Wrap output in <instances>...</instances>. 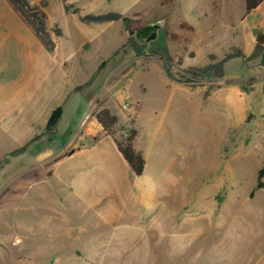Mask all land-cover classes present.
Returning a JSON list of instances; mask_svg holds the SVG:
<instances>
[{
    "label": "rangeland",
    "instance_id": "374dc122",
    "mask_svg": "<svg viewBox=\"0 0 264 264\" xmlns=\"http://www.w3.org/2000/svg\"><path fill=\"white\" fill-rule=\"evenodd\" d=\"M45 1L48 25L65 31L59 46H81L65 72L53 59L35 105L25 90L0 112V264H264V188L251 197L264 166V56L183 82L210 54L249 57L264 12L245 17V0H66L82 15L145 26L131 33L121 20L84 24L62 0ZM157 48L174 59L173 78ZM101 108L118 116L116 138L138 130L141 177L97 123Z\"/></svg>",
    "mask_w": 264,
    "mask_h": 264
},
{
    "label": "trees",
    "instance_id": "16d2710c",
    "mask_svg": "<svg viewBox=\"0 0 264 264\" xmlns=\"http://www.w3.org/2000/svg\"><path fill=\"white\" fill-rule=\"evenodd\" d=\"M14 9L21 15L25 23L31 28L35 36L44 46V48L49 52H54L56 48V42L53 39L50 31L47 27L48 14L47 7L48 2L42 0L40 3L32 2L30 0H8ZM64 5L65 13L76 14L79 20L84 24H104L115 21H122L125 28L131 33L141 32L145 26L139 21H133L129 18L124 17L120 13H107V14H86L82 15L79 8H73V6L67 4L66 0H62ZM264 2V0H245V12L244 16L248 17ZM53 33L55 36H62V30L59 25H55L53 28ZM256 45L252 54L247 57L241 50L234 49L223 56L222 59L214 54L208 56L209 62L202 67H191L185 72L183 82L192 83L195 79L202 78L205 76H224V65L234 58H243L245 60L256 59L259 56H264V33L258 31L256 33ZM129 41L136 52H139V47L136 43L132 42V37ZM155 56L160 58L164 63V68L169 78H173L172 67L174 64V59L170 55L166 48H157L154 50ZM88 84V83H87ZM86 84V85H87ZM84 86H79L76 90H81ZM63 114L62 107L55 108L50 114L47 125L45 127V133L52 135L56 131V127L60 122ZM97 123L102 127L105 135L111 137L116 145V148L120 155L123 157L124 161L127 163L131 171L136 177H141L144 174L146 167V159L143 152L138 150L135 146V140L138 135V130L134 127L126 129L119 138H116L117 126L119 124V118L117 115L113 114L107 108H101L95 114ZM43 134H38L29 141L24 147L12 151L10 155H20L24 153L25 149L29 146L31 142L41 139ZM264 166L259 170L257 176V183L255 189L251 193V197L257 190L264 188Z\"/></svg>",
    "mask_w": 264,
    "mask_h": 264
},
{
    "label": "crops",
    "instance_id": "0c3cea01",
    "mask_svg": "<svg viewBox=\"0 0 264 264\" xmlns=\"http://www.w3.org/2000/svg\"><path fill=\"white\" fill-rule=\"evenodd\" d=\"M258 10L261 13L264 12V2L256 11ZM46 11L48 14V9ZM48 21V30L56 42V48L52 53L44 48L12 4L8 0H0V112L12 111V105L15 104V93H20V91L24 93L26 90L28 104L35 105L37 91L45 87L43 81L55 74L53 73V59H59L58 63L55 61V66L59 64L58 70L60 71H63L62 65L66 60L78 59L77 51L81 46V40L79 43L61 48L59 39L65 36V31L59 26L62 36H55ZM75 32L78 34V28ZM21 80L29 81L26 89H20ZM2 118L0 116V121Z\"/></svg>",
    "mask_w": 264,
    "mask_h": 264
},
{
    "label": "bare ground",
    "instance_id": "6f19581e",
    "mask_svg": "<svg viewBox=\"0 0 264 264\" xmlns=\"http://www.w3.org/2000/svg\"><path fill=\"white\" fill-rule=\"evenodd\" d=\"M240 234H241V233H240ZM236 236H238V238H237V237H234V236H233L232 238H229V237H228V238H229V241H227V240H226V241L229 242L230 245H233V244L236 243L237 239H239L240 237L243 236V234H242L241 236H239V235H236ZM228 238H226V239H228Z\"/></svg>",
    "mask_w": 264,
    "mask_h": 264
},
{
    "label": "water",
    "instance_id": "95a60500",
    "mask_svg": "<svg viewBox=\"0 0 264 264\" xmlns=\"http://www.w3.org/2000/svg\"><path fill=\"white\" fill-rule=\"evenodd\" d=\"M155 38H156V35H155V34H153L151 37H149V39H148V40H149V41H150V40H154Z\"/></svg>",
    "mask_w": 264,
    "mask_h": 264
},
{
    "label": "built area",
    "instance_id": "2783aa9c",
    "mask_svg": "<svg viewBox=\"0 0 264 264\" xmlns=\"http://www.w3.org/2000/svg\"><path fill=\"white\" fill-rule=\"evenodd\" d=\"M125 107H127V106H125Z\"/></svg>",
    "mask_w": 264,
    "mask_h": 264
}]
</instances>
